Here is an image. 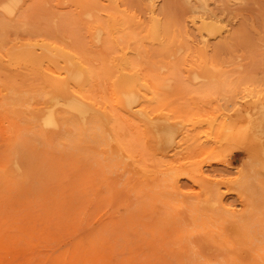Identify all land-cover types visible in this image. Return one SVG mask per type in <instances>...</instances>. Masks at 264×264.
I'll return each instance as SVG.
<instances>
[{"label":"rangeland","instance_id":"rangeland-1","mask_svg":"<svg viewBox=\"0 0 264 264\" xmlns=\"http://www.w3.org/2000/svg\"><path fill=\"white\" fill-rule=\"evenodd\" d=\"M0 264H264V0H0Z\"/></svg>","mask_w":264,"mask_h":264},{"label":"bare ground","instance_id":"bare-ground-1","mask_svg":"<svg viewBox=\"0 0 264 264\" xmlns=\"http://www.w3.org/2000/svg\"><path fill=\"white\" fill-rule=\"evenodd\" d=\"M47 49V48H46ZM47 51V50H46ZM48 52V51H47ZM67 72V71H66ZM58 74V73H57ZM121 75V74H120ZM126 75V74H125ZM63 77V76H62ZM59 78V77H58ZM65 78V77H64ZM70 79H72V77H69ZM54 79V78H53ZM66 79H67V77H66ZM65 79V80H66ZM62 80H63V78H62ZM61 80V81H62ZM68 80V79H67ZM135 87V86H134ZM73 95V94H72ZM76 95H74V97H75ZM63 97V96H62ZM78 98V97H77ZM81 99V98H80ZM52 102H53V100H54V104H57V103H59V100H57V98L55 97L53 100L52 99H50ZM138 100V99H137ZM83 103H84V101H83ZM65 104V103H64ZM52 106V105H51ZM54 106V105H53ZM63 107V106H62ZM86 107V106H85ZM94 107V106H93ZM48 108V107H47ZM66 108V107H65ZM68 110H70L69 108H67ZM92 109V108H91ZM71 111V110H70ZM73 111V110H72ZM97 111V110H96ZM89 112H91V111H89ZM55 109L53 108V107H51L49 110H48V113H46V115H45V124L47 125V123H54L55 121H56V117H55ZM74 113H76L75 111H74ZM120 114V113H119ZM89 115V114H88ZM81 117V116H80ZM104 117V116H103ZM103 117H101V118H103ZM83 118V117H82ZM97 118V117H96ZM43 120V121H44ZM104 120H105V118H104ZM116 120V119H115ZM38 121V120H37ZM82 121H83V119H82ZM47 122V123H46ZM100 122V121H99ZM101 123V122H100ZM81 124V123H80ZM82 125H83V123H82ZM104 124H102V126H103ZM87 126V125H86ZM105 126V125H104ZM104 126H103V129H104ZM117 126H118V124H117ZM81 127V126H80ZM106 127V126H105ZM121 127V126H120ZM83 128V127H82ZM46 130V129H45ZM84 130V129H83ZM124 130V129H123ZM82 131V130H81ZM105 131V130H104ZM86 132H87V130H86ZM89 132H91V131H89ZM109 136V135H108ZM122 136V135H121ZM102 137V136H101ZM111 138V137H110ZM117 138V137H116ZM120 138V137H119ZM103 139V138H102ZM106 140V139H105ZM112 141V140H111ZM108 142V141H107ZM108 144H109V142H108ZM125 144V143H124ZM113 145H115L114 143H113ZM117 145V144H116ZM112 146V145H111ZM119 147V146H118ZM116 148V147H115ZM114 148V146H113V149H115ZM111 150V149H110ZM106 153V152H105ZM236 255V254H235Z\"/></svg>","mask_w":264,"mask_h":264}]
</instances>
